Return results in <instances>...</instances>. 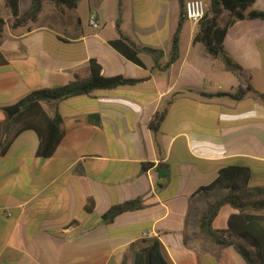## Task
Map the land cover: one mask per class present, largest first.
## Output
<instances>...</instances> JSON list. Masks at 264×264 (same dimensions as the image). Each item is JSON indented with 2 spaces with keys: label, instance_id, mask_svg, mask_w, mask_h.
Wrapping results in <instances>:
<instances>
[{
  "label": "crops",
  "instance_id": "obj_1",
  "mask_svg": "<svg viewBox=\"0 0 264 264\" xmlns=\"http://www.w3.org/2000/svg\"><path fill=\"white\" fill-rule=\"evenodd\" d=\"M5 5L0 0L6 60L0 136L7 106L76 74L87 79L90 59L103 76L138 82L43 102L49 115L62 116L64 136L52 156H37L33 129L0 151V264H133L135 244L149 238L160 241L169 264H231L226 250L233 247H217L199 227L210 201L205 197L219 189H197L238 164L252 172L241 192L264 197V188L252 183L264 174V20L240 19L227 29L223 49L242 69L231 72L193 43L198 22L190 20L181 28L178 58L162 68L178 22L177 0H79L65 11L45 2L37 20L19 27H12ZM28 5L19 0V13ZM252 8L264 12V0ZM90 13L99 21L95 29ZM121 34L139 49L161 50L159 67L147 50H140L139 66L110 47ZM237 86L250 91L238 99L221 95ZM160 163L168 166L165 179ZM137 198L140 208L101 219L112 205Z\"/></svg>",
  "mask_w": 264,
  "mask_h": 264
},
{
  "label": "trees",
  "instance_id": "obj_2",
  "mask_svg": "<svg viewBox=\"0 0 264 264\" xmlns=\"http://www.w3.org/2000/svg\"><path fill=\"white\" fill-rule=\"evenodd\" d=\"M5 6L10 12L12 27L23 26L29 21L37 20L38 14L45 2H51L58 11L75 10L79 0H30V5L22 13H19V0H4ZM180 6L176 28L171 36L169 59L162 68H167L178 58L180 32L186 19L184 13L185 0H177ZM255 0H207L204 16L198 21V28L193 37V43L200 42L204 45L206 54L212 58L221 59L225 69L231 72L241 71V65L232 60L224 51L223 40L227 29L237 20L260 18L264 20V12L253 7ZM5 20L0 16V36L3 33ZM119 24V21H118ZM110 47L123 55L136 65L143 66L139 57L140 50L156 54L154 67L161 55V50L143 47L139 49L129 42V39L120 35L119 38L109 40ZM5 58L0 53V65L5 63ZM89 77L80 79L76 74L74 81L67 84L47 87L37 91H31L18 102L5 108L6 117L1 123L0 151L4 152L13 137L21 131L33 129L37 134V156L47 158L52 156L61 138L64 136L62 128V116L55 113L49 115L44 109L43 102L56 103L60 100L76 95L86 94L96 89L115 88L122 84H134L138 80L128 79L121 75L103 76L100 65L95 59L88 63ZM250 87L237 86L233 93L225 95L233 99L242 98ZM264 102V95H260ZM165 111L155 114L150 125L156 129L160 121L164 119ZM151 165L146 164L149 168ZM159 178L168 177V166L160 163L157 166ZM251 170L242 165L233 164L221 168L218 175L209 184L199 187L197 192L210 190H226V194L207 202L206 208L200 216L199 227L204 238H207L217 247L232 246L246 264H264V197L252 198L250 194L242 193L251 180ZM243 191V190H242ZM142 205L139 198L114 204L101 215L103 221L110 222L122 212L135 210ZM223 205H229L234 209L226 220V228L218 230L212 226V220ZM89 202L87 209H91ZM162 246L157 238L141 240L135 244L133 264H169L162 254Z\"/></svg>",
  "mask_w": 264,
  "mask_h": 264
},
{
  "label": "rangeland",
  "instance_id": "obj_3",
  "mask_svg": "<svg viewBox=\"0 0 264 264\" xmlns=\"http://www.w3.org/2000/svg\"><path fill=\"white\" fill-rule=\"evenodd\" d=\"M203 1L205 2V4H207V0H203ZM252 183H255L257 186L261 185L262 188H264V174L255 177ZM217 195L221 196L223 195V192L218 190L215 191L214 193H211V195H207L205 198L206 200L211 201L214 200L215 199L214 197H217ZM231 211H232L231 206L229 205L222 206L219 212L217 213V215L213 218L212 226L218 229L225 228L226 217L229 216ZM226 251H227L226 252L227 258L230 259L231 264H245V262L237 255L236 251L233 248H229Z\"/></svg>",
  "mask_w": 264,
  "mask_h": 264
},
{
  "label": "built area",
  "instance_id": "obj_4",
  "mask_svg": "<svg viewBox=\"0 0 264 264\" xmlns=\"http://www.w3.org/2000/svg\"><path fill=\"white\" fill-rule=\"evenodd\" d=\"M206 5L203 0H185L184 13L187 20L198 22L205 14ZM88 22L93 29L99 26V21L92 13L89 14Z\"/></svg>",
  "mask_w": 264,
  "mask_h": 264
}]
</instances>
